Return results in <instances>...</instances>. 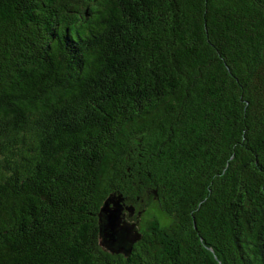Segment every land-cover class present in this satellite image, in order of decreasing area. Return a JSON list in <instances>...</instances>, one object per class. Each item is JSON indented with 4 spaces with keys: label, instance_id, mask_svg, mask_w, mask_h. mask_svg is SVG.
<instances>
[{
    "label": "trees",
    "instance_id": "16d2710c",
    "mask_svg": "<svg viewBox=\"0 0 264 264\" xmlns=\"http://www.w3.org/2000/svg\"><path fill=\"white\" fill-rule=\"evenodd\" d=\"M0 264H264V0H0Z\"/></svg>",
    "mask_w": 264,
    "mask_h": 264
},
{
    "label": "water",
    "instance_id": "95a60500",
    "mask_svg": "<svg viewBox=\"0 0 264 264\" xmlns=\"http://www.w3.org/2000/svg\"><path fill=\"white\" fill-rule=\"evenodd\" d=\"M121 195L109 196L98 213L99 241L110 252H119L130 247L128 235L132 227L122 223V213H133L131 206L124 207Z\"/></svg>",
    "mask_w": 264,
    "mask_h": 264
},
{
    "label": "clouds",
    "instance_id": "9594fccd",
    "mask_svg": "<svg viewBox=\"0 0 264 264\" xmlns=\"http://www.w3.org/2000/svg\"><path fill=\"white\" fill-rule=\"evenodd\" d=\"M133 209L131 217L128 216L127 212L123 216V221L129 225H135V228H139L141 232L145 230V226L154 223L158 231L167 230L172 224V218L161 210L158 204L154 201L144 200L143 203L137 202L136 204L127 205ZM126 206V207H127ZM138 221V223H137Z\"/></svg>",
    "mask_w": 264,
    "mask_h": 264
},
{
    "label": "rangeland",
    "instance_id": "374dc122",
    "mask_svg": "<svg viewBox=\"0 0 264 264\" xmlns=\"http://www.w3.org/2000/svg\"><path fill=\"white\" fill-rule=\"evenodd\" d=\"M144 200H150V201H154L155 202V200L151 197V195H146L142 200H140L139 202L140 203H143V201ZM127 212V214H128V216H132V214L133 213H130V212H128V211H126ZM137 223H138V221H137ZM137 229L139 230V228L137 227ZM104 248H106V247H104Z\"/></svg>",
    "mask_w": 264,
    "mask_h": 264
},
{
    "label": "flooded vegetation",
    "instance_id": "af4514ba",
    "mask_svg": "<svg viewBox=\"0 0 264 264\" xmlns=\"http://www.w3.org/2000/svg\"><path fill=\"white\" fill-rule=\"evenodd\" d=\"M124 207H125V205H124ZM124 211H126V210H125V209L123 210L122 217L126 215V213H124ZM129 217H131V215H130ZM122 223L125 224V225H127V226L132 227L131 230L135 229V225H129V224H126V223L123 221V218H122Z\"/></svg>",
    "mask_w": 264,
    "mask_h": 264
}]
</instances>
